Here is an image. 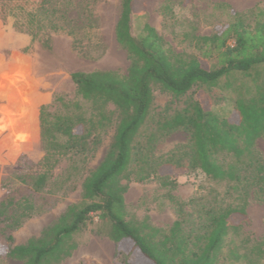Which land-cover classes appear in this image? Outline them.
<instances>
[{
	"label": "trees",
	"instance_id": "1",
	"mask_svg": "<svg viewBox=\"0 0 264 264\" xmlns=\"http://www.w3.org/2000/svg\"><path fill=\"white\" fill-rule=\"evenodd\" d=\"M97 1L0 0V15L27 32L31 43L40 39L49 48L51 34L62 32L77 47L81 31L86 36L94 27L91 6ZM140 3L120 0L114 27L115 40L129 61L126 73L73 72V97L56 94L39 107L44 154L34 170L2 184L7 194L0 200V264L4 258L60 263L76 249V234L94 216L106 224L105 234L118 247L117 264H261L264 259V237L232 238L241 234L250 199L264 201V161L255 148L264 137V12L255 8L250 19L233 12L209 35L185 32L182 41L193 52H176L149 24L132 32L131 18ZM73 7L84 17L81 26L68 14ZM92 43L79 47L84 56ZM234 74L246 77L250 85L240 89L230 116L219 117L205 100L220 82L229 87ZM155 88L175 99L185 97L182 106L151 117ZM110 128L102 159L87 168ZM175 130L186 132L187 142L156 154L155 144ZM62 160L70 168L63 182L81 178V202L67 205L38 235L15 244L12 232L44 209L35 198L47 201L45 190ZM190 169L223 189L209 188L187 201L168 194L175 219L166 229L128 211L124 195L129 183L156 179L172 187L171 177Z\"/></svg>",
	"mask_w": 264,
	"mask_h": 264
},
{
	"label": "rangeland",
	"instance_id": "2",
	"mask_svg": "<svg viewBox=\"0 0 264 264\" xmlns=\"http://www.w3.org/2000/svg\"><path fill=\"white\" fill-rule=\"evenodd\" d=\"M91 7L94 27L86 36L81 31L77 47L73 46L71 36L62 32L51 34L49 48L42 46L40 39L31 43L27 32L16 30L10 20H3L0 15V200L7 194L2 184L11 181L17 174L34 170L35 164L43 156L39 107L50 104L56 94L73 97L75 85L71 74L94 70H115L125 74L127 71V54L117 44L114 34L121 10L120 0H98ZM255 8L264 12V0H141L132 15L131 30L136 34L144 24H149L174 51L193 52L188 41H182L183 33L209 35L223 26L231 18V13H245L250 19V13ZM77 10L75 8L68 14L75 18L76 26H81L84 17L76 14ZM87 43H92L88 46L90 53L84 56L79 47ZM229 82L231 85L227 88L220 82L211 89L210 97L205 100L206 106L219 117L230 116L240 89L244 91L250 85L248 79L240 74L229 77ZM184 98L175 99L155 88L151 117L165 109L182 106ZM55 108L54 105L50 109ZM108 108L114 107L108 105ZM112 132L110 128L102 134V142L90 157L87 168L95 167L102 159ZM187 140L186 132L175 130L155 144L154 152L165 153L174 146L185 144ZM255 148L264 161V137L256 140ZM69 170L67 160H62L53 170V179L44 195L47 201L41 196L35 198L36 203L44 209L12 232L15 244L38 235L67 205L81 202V178L63 182ZM171 178L175 182L172 187L161 186L156 179L129 183L124 195L128 211L138 218L147 216L152 225L166 229L175 219L174 204L170 202L168 194L187 201L209 188L222 190L224 187L194 169L184 170ZM246 214L241 221V234L232 238L239 241L243 237L250 240L264 237V201L251 198ZM105 230L106 224L94 216L92 222L76 234V249L58 264H117L118 247L108 238ZM0 252H3L1 246ZM2 264L23 263L4 258ZM233 264L245 263L237 261ZM261 264H264V259Z\"/></svg>",
	"mask_w": 264,
	"mask_h": 264
}]
</instances>
